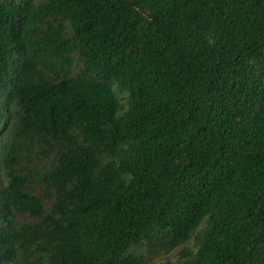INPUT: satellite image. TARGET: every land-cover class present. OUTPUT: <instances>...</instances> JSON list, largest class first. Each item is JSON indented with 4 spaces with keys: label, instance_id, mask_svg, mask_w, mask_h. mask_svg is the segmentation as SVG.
Returning <instances> with one entry per match:
<instances>
[{
    "label": "trees",
    "instance_id": "obj_1",
    "mask_svg": "<svg viewBox=\"0 0 264 264\" xmlns=\"http://www.w3.org/2000/svg\"><path fill=\"white\" fill-rule=\"evenodd\" d=\"M264 264V0H0V264Z\"/></svg>",
    "mask_w": 264,
    "mask_h": 264
},
{
    "label": "rangeland",
    "instance_id": "obj_2",
    "mask_svg": "<svg viewBox=\"0 0 264 264\" xmlns=\"http://www.w3.org/2000/svg\"><path fill=\"white\" fill-rule=\"evenodd\" d=\"M173 261V257H165L162 261L158 264H170Z\"/></svg>",
    "mask_w": 264,
    "mask_h": 264
}]
</instances>
